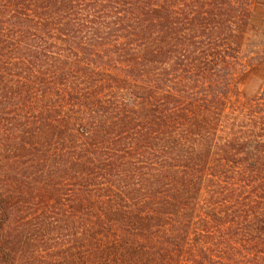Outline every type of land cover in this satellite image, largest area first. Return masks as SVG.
<instances>
[{"label": "trees", "instance_id": "trees-1", "mask_svg": "<svg viewBox=\"0 0 264 264\" xmlns=\"http://www.w3.org/2000/svg\"><path fill=\"white\" fill-rule=\"evenodd\" d=\"M253 3L0 0V264H264Z\"/></svg>", "mask_w": 264, "mask_h": 264}, {"label": "rangeland", "instance_id": "rangeland-1", "mask_svg": "<svg viewBox=\"0 0 264 264\" xmlns=\"http://www.w3.org/2000/svg\"><path fill=\"white\" fill-rule=\"evenodd\" d=\"M240 56L231 100L246 110L262 107L261 104L264 102V0H254L250 28ZM237 181L239 180L235 182Z\"/></svg>", "mask_w": 264, "mask_h": 264}]
</instances>
